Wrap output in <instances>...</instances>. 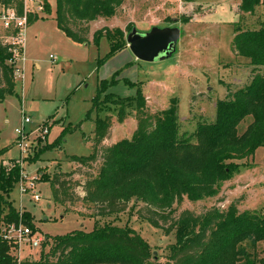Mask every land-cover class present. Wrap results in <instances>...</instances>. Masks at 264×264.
Masks as SVG:
<instances>
[{"label": "rangeland", "instance_id": "obj_1", "mask_svg": "<svg viewBox=\"0 0 264 264\" xmlns=\"http://www.w3.org/2000/svg\"><path fill=\"white\" fill-rule=\"evenodd\" d=\"M48 2L49 15L43 10L37 11L38 4L44 6V0L28 2L29 10L38 20L28 24L24 32L25 50L16 64L21 76L15 75L14 94L0 101V151H4L0 169L9 167L11 160L18 161L20 178L23 174L38 175L40 181L36 188L41 196L39 202L31 194L21 195L17 184L9 199L21 215L31 213L35 237L50 239L47 247L27 249L24 257L34 260L42 252L49 253L56 237L78 230L91 232L112 224L135 230L152 247L154 258L164 264L169 256L168 247L176 242L175 232L166 236L139 218L134 203L123 213L94 218L92 206L88 204L78 202L72 206L56 202L46 180L56 173L76 171L73 181L79 186L75 192L84 196L83 185L98 171L100 163L92 168H80L70 157L92 154L98 118L112 117V127L101 148L133 138L138 129L135 102L124 104L120 112L117 100L108 98V94L131 99L140 87L151 115L168 108L172 99L179 101L180 131L188 135L198 123L213 122L216 104L227 97L228 88L234 91L245 86L252 75L247 62L237 59L231 50L235 26L257 29L259 22L264 21V5L257 8L256 13L260 11L262 15L257 14L259 17L255 19L240 11L241 0H124L115 17L79 23L75 30L87 41L80 44L58 27L57 0ZM3 11L0 6V16ZM130 24L141 32H149L154 27L180 28L176 53L165 61L145 63L134 57L125 42L124 50L105 61L111 50L110 42L104 38L96 45L95 33L104 28L121 29L127 37L132 30L127 29ZM5 34L0 20V37L6 40ZM114 39L119 38L114 36ZM128 63L130 66L126 68ZM116 71H119L117 75ZM112 79L116 81L110 86ZM102 80L108 82L106 89L100 85ZM93 98H97L101 107L92 112L90 120H85ZM106 98L114 104H104ZM26 117L32 123L25 127L27 149L20 155L19 135L15 130ZM250 123L251 118L246 119L239 132ZM40 126L49 129L46 140L38 137ZM66 129L69 131L64 135L62 132ZM234 202L241 211L264 212V147L258 148L253 160L246 161L239 174L224 184L218 197L199 202L185 199L176 206V213L184 210L202 213L213 206L227 209ZM1 221L0 216V228ZM255 254L264 257V242L257 245Z\"/></svg>", "mask_w": 264, "mask_h": 264}, {"label": "trees", "instance_id": "obj_2", "mask_svg": "<svg viewBox=\"0 0 264 264\" xmlns=\"http://www.w3.org/2000/svg\"><path fill=\"white\" fill-rule=\"evenodd\" d=\"M123 3L124 0H57L56 21L67 37L84 44L86 39L75 30L78 24L115 17ZM0 5L14 8L20 17L24 14V0H0ZM261 5L264 0H241L239 8L244 14L254 15ZM43 12L51 14L48 0H44ZM28 20L30 25L38 17L29 14ZM131 28L130 24L127 29ZM17 34V30H6L4 37ZM114 36L119 39L114 41ZM104 38L111 45L105 61L126 48L125 32L121 29L98 30L95 44L99 45ZM14 48L0 37V101L13 95L16 88ZM231 50L237 59L247 62L251 79L234 91L228 88L227 97L216 104L215 120L198 123L191 135L180 131L179 101L175 99L168 108L151 115L140 87L131 99L108 94V98L117 100L120 112L124 104L135 102L136 133L131 140L101 148L112 127V117L96 119L92 154L71 156L70 161L80 168L100 163L98 171L83 185V197L75 192L79 186L73 181L76 171L47 178L54 200L72 206L78 202L88 204L94 218L123 213L134 203L139 218L166 236L176 233V242L168 247L169 256L164 264H264V257L255 254L257 245L264 242V212L241 211L234 202L227 209L213 206L202 213L191 210L176 213V206L185 199L199 202L218 197L224 184L239 174L246 161L253 160L258 148L264 147V21L254 30L236 25ZM115 81L112 79L110 86ZM100 85L106 89L108 82L102 80ZM108 98L104 104H114ZM100 107L97 98H93L85 120H90L92 112ZM248 118L251 123L240 133V125ZM3 152L0 151V156ZM20 173L19 162L14 160L9 167L0 169L1 226L21 221L35 232L31 213L21 215L9 199ZM46 238L41 247L49 245L50 239ZM0 264H17L11 246L3 241H0ZM22 264L162 263L154 258L152 247L135 230L106 224L91 232L78 230L56 237L49 253L42 252L40 258Z\"/></svg>", "mask_w": 264, "mask_h": 264}, {"label": "built area", "instance_id": "obj_3", "mask_svg": "<svg viewBox=\"0 0 264 264\" xmlns=\"http://www.w3.org/2000/svg\"><path fill=\"white\" fill-rule=\"evenodd\" d=\"M28 2H34V0H24V14L23 16H18L17 11L14 8H4V11L1 13L0 20L2 22L3 28L5 30H17V36L6 37L4 39L5 43L13 45L15 48L13 50L12 62L16 65L18 59L22 58L24 54V44L25 37L24 32L28 27V17L29 14L34 12L29 10ZM43 6L38 4L37 11H42ZM17 66V65H16ZM21 73L16 71V77H20ZM32 121L30 118L26 117L23 120V123L20 128L15 130L16 134L19 135L18 138V147L20 149V155L24 154L27 149V144L25 143V127L27 124H31ZM39 138L44 140L47 139L49 135L48 127L40 126L37 130ZM24 173V172H22ZM39 181L38 175L28 176L24 175L20 178L17 185L21 195L31 194L35 202H39L41 196L37 193V183ZM47 238L44 237H35V232L28 226L23 223L19 224H9L2 225L0 228V241L7 242L11 246V253L17 264H22L26 260L24 253L26 250H37L42 246V243Z\"/></svg>", "mask_w": 264, "mask_h": 264}, {"label": "water", "instance_id": "obj_4", "mask_svg": "<svg viewBox=\"0 0 264 264\" xmlns=\"http://www.w3.org/2000/svg\"><path fill=\"white\" fill-rule=\"evenodd\" d=\"M180 39L181 29L178 27H154L149 32H141L133 27L126 37L128 48L134 57L145 63L171 59Z\"/></svg>", "mask_w": 264, "mask_h": 264}, {"label": "crops", "instance_id": "obj_5", "mask_svg": "<svg viewBox=\"0 0 264 264\" xmlns=\"http://www.w3.org/2000/svg\"><path fill=\"white\" fill-rule=\"evenodd\" d=\"M0 6H1V5H0ZM256 12H257V10H256ZM257 14H258V13H255L254 15H251V16H253V18H255V19H256L257 17H259V16H261V15H262V14L260 15V11H259V14H258L259 16H257ZM255 15H256V16H255ZM259 23H260V22H259Z\"/></svg>", "mask_w": 264, "mask_h": 264}]
</instances>
